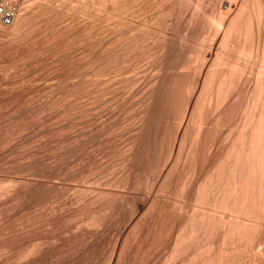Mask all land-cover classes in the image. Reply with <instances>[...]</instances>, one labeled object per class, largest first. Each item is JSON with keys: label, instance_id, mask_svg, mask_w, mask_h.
Wrapping results in <instances>:
<instances>
[{"label": "bare ground", "instance_id": "1", "mask_svg": "<svg viewBox=\"0 0 264 264\" xmlns=\"http://www.w3.org/2000/svg\"><path fill=\"white\" fill-rule=\"evenodd\" d=\"M0 163V264H264V0H0Z\"/></svg>", "mask_w": 264, "mask_h": 264}, {"label": "rangeland", "instance_id": "2", "mask_svg": "<svg viewBox=\"0 0 264 264\" xmlns=\"http://www.w3.org/2000/svg\"><path fill=\"white\" fill-rule=\"evenodd\" d=\"M9 20H10L9 18H4V21H5L6 23H8ZM55 49H57V47H56ZM59 49H60V48H59ZM56 51H58V50H56ZM58 52H59V51H58ZM55 61H56V59H55ZM13 62H14V61H13ZM15 62H16V64H17V61H15ZM15 62H14V63H15ZM14 63H13V64H14ZM55 63H56V62H55ZM57 63H59V62L57 61ZM8 64H9V63H8ZM16 64H14L13 67H15ZM53 64H54V63H53ZM9 65H11V63H10ZM9 67H10V66H9ZM46 67H47V66H46ZM46 67H45V68H44V66L42 67L44 72L48 71L47 69L50 68V67H49V68H46ZM11 68H12V66H11ZM43 71H41V73H43ZM36 139H37V138H36ZM33 140H35V138H33ZM29 144H30V143H29ZM26 145L29 146L27 143H26ZM27 146H26V147H27ZM8 160H9V159H7V160L5 159V161L2 160V161H1L2 165H4L5 163H7L6 165L8 166L11 162H12L13 164H15L14 162H16V161L13 160V159L11 160V158H10V160H9V161H11V162H8ZM1 163H0V165H1ZM8 163H9V164H8ZM12 163H11V164H12ZM11 164H10V165H11ZM0 169H2V168H0ZM2 170H3V169H2ZM4 170H5V169H4ZM4 170H3V171H4ZM0 171H1V170H0ZM3 171H2V172H3ZM13 171H14V170H13ZM13 171H12V172H11V171H7V172H6V170H5V172H3V173L0 172V174H2V175H4V176H2V175H0V176H2V177L5 178V179H6V177H7V178H9V177H10V178H11V177H12V178H15V177H16V179H17V178L20 179L21 176H24V175L21 174L19 171H18L19 173L16 172V171H15V173H14ZM9 173H11V174H9ZM5 174H6V175H5ZM7 174H8L9 176H8ZM14 175H17V176H14Z\"/></svg>", "mask_w": 264, "mask_h": 264}]
</instances>
